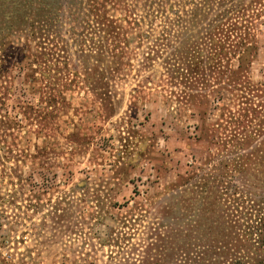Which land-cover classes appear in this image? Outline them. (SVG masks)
I'll list each match as a JSON object with an SVG mask.
<instances>
[{"label":"rangeland","instance_id":"rangeland-1","mask_svg":"<svg viewBox=\"0 0 264 264\" xmlns=\"http://www.w3.org/2000/svg\"><path fill=\"white\" fill-rule=\"evenodd\" d=\"M160 1L0 0V264H264V27L231 82Z\"/></svg>","mask_w":264,"mask_h":264},{"label":"trees","instance_id":"trees-1","mask_svg":"<svg viewBox=\"0 0 264 264\" xmlns=\"http://www.w3.org/2000/svg\"><path fill=\"white\" fill-rule=\"evenodd\" d=\"M145 1L151 5H156V3H153L154 0ZM155 1L159 3L158 7L162 12L161 1ZM228 1L229 6L226 8L224 16H220L225 23L222 22L217 26H213L210 31L208 44L210 57H208V60L211 61L210 65L212 64L210 67H226L229 80L233 82L240 74L249 69L258 53L257 35L260 34V28L264 27V0ZM108 5H113L115 9L117 8L116 0H81L84 19L87 21H91L90 19L92 18L94 19L93 21H114L108 17L110 12L107 10ZM154 11L156 10L153 9L149 13H152L149 15L150 18L153 20L157 19L159 14H161L162 18L160 11L153 14ZM165 20L167 19L165 18ZM104 48L106 50V47ZM27 59L26 57L24 59L21 58L19 64H22ZM233 61L237 63L236 67H233Z\"/></svg>","mask_w":264,"mask_h":264}]
</instances>
